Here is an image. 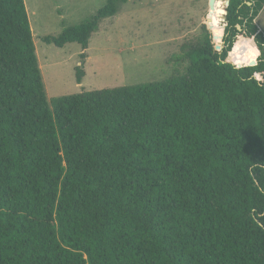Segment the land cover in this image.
Returning <instances> with one entry per match:
<instances>
[{
    "label": "trees",
    "instance_id": "1",
    "mask_svg": "<svg viewBox=\"0 0 264 264\" xmlns=\"http://www.w3.org/2000/svg\"><path fill=\"white\" fill-rule=\"evenodd\" d=\"M128 1L43 41L86 50ZM228 1L185 75L50 106L25 1L0 0V264H264V0Z\"/></svg>",
    "mask_w": 264,
    "mask_h": 264
},
{
    "label": "rangeland",
    "instance_id": "2",
    "mask_svg": "<svg viewBox=\"0 0 264 264\" xmlns=\"http://www.w3.org/2000/svg\"><path fill=\"white\" fill-rule=\"evenodd\" d=\"M24 1L50 106L62 96L185 75L189 65L185 53L200 44L210 14L209 0H129L116 16L101 21L83 50L76 43L58 48L43 38L57 37L65 28L88 21L106 0ZM225 14L211 15L224 30ZM256 24L264 32V9ZM82 63L85 77L78 84L76 69Z\"/></svg>",
    "mask_w": 264,
    "mask_h": 264
},
{
    "label": "water",
    "instance_id": "3",
    "mask_svg": "<svg viewBox=\"0 0 264 264\" xmlns=\"http://www.w3.org/2000/svg\"><path fill=\"white\" fill-rule=\"evenodd\" d=\"M217 2H224L226 7L229 5V1L228 0H209V12L210 13H213L215 11ZM248 5L251 6L252 4L248 3ZM208 22H210V19H208ZM206 26H207V29L210 31V27L207 25V23H206ZM238 30L241 31V27L240 26H238ZM212 36H213V41L215 43V50L218 51V52L222 51L223 50L222 44L221 43H216V41L219 39L218 35L212 33ZM223 39H224V37H223ZM229 59L231 60L232 63L236 64L231 59L230 54H229Z\"/></svg>",
    "mask_w": 264,
    "mask_h": 264
},
{
    "label": "bare ground",
    "instance_id": "4",
    "mask_svg": "<svg viewBox=\"0 0 264 264\" xmlns=\"http://www.w3.org/2000/svg\"><path fill=\"white\" fill-rule=\"evenodd\" d=\"M214 13H220V14H225L226 13L225 6L224 7L222 6V2H217L216 8H215V11L213 12V14Z\"/></svg>",
    "mask_w": 264,
    "mask_h": 264
}]
</instances>
